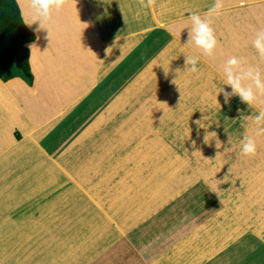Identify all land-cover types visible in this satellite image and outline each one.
<instances>
[{"label": "rangeland", "instance_id": "rangeland-1", "mask_svg": "<svg viewBox=\"0 0 264 264\" xmlns=\"http://www.w3.org/2000/svg\"><path fill=\"white\" fill-rule=\"evenodd\" d=\"M214 3L156 0L143 8L138 0H99L89 11L106 39L92 88L33 131L25 148L8 137L19 144L22 135L0 110L8 117L0 122L7 140L0 146L1 249L12 236L7 217L10 232H24L0 264H146L193 227L150 264H191L222 246L203 264H264V135L256 137V155L241 153L264 97L249 107L238 96L225 104L218 93L231 91L222 76L230 57L264 69L252 45L264 28V0H224L219 16L209 13ZM193 12L212 23L213 57L187 43ZM83 43L81 52L91 44ZM193 55H200L197 73L186 64ZM27 93L13 90L17 100ZM90 218H111L91 241Z\"/></svg>", "mask_w": 264, "mask_h": 264}, {"label": "crops", "instance_id": "crops-1", "mask_svg": "<svg viewBox=\"0 0 264 264\" xmlns=\"http://www.w3.org/2000/svg\"><path fill=\"white\" fill-rule=\"evenodd\" d=\"M16 2L19 6V12L21 13L25 26L34 34L33 40L27 43L30 48V63L34 61L31 60V57L34 55L43 69V77L37 89L32 94L28 92L27 95L23 94L18 98L22 107V115L19 124L14 125V129L20 131L22 136L19 140L20 143L17 144L15 142V144L16 146L18 145L25 148L31 144V134H33V131L46 129L50 120L61 114L66 106L73 105L75 101L80 100L84 94L92 88L95 83L94 72L97 56L99 54L100 58L102 57L106 38H102L97 34L95 21L92 19L89 11L97 10V8L99 9L97 6L99 0H68L67 5L62 10H54L52 13V20L50 22H45V27L49 28L50 35L47 28L39 27V21L31 25L27 24L31 23L33 18L29 0H16ZM88 41L91 42L90 46H86V50L81 52L79 49L80 45H82L81 43L84 42L88 44ZM11 78H18L25 83V79L20 76H12L8 79ZM8 79L3 81H7ZM0 81L3 82L1 79ZM3 119L6 121L8 117L1 114L0 122H2ZM10 135L9 133V138L12 139L13 137ZM3 142L4 141L0 138V146H2ZM57 177H60V175L52 176L54 179H57ZM7 198L8 197L5 198V195L3 196L4 201H6ZM3 199L1 201H3ZM92 204L97 208V214L106 217V213L101 208L94 203ZM8 220L9 218L7 217L5 220L7 222L5 226H8L6 227V232L12 233L13 236L17 233L13 232L14 229L10 232V228L12 227L10 225H12L11 223H14V221L8 223ZM104 220L109 223L111 218H102V220L90 218V222L86 225L88 232L90 231L87 236L89 241H91L90 237H96V228L102 225ZM143 220L144 218L140 219L139 222H136L132 227ZM194 228L196 227L192 229ZM191 230L187 231L185 233L186 235L179 240L185 239ZM127 231L128 230H126L124 234ZM20 233L24 235V232L21 231ZM12 236L9 237L11 238ZM234 238L229 239V242L225 245L229 244ZM65 242L73 245V241L64 240V243ZM176 243L152 256L146 264H150L154 257L164 255L166 252L170 253V248ZM216 252L214 251L210 255L200 257L191 264H203ZM0 253L4 255L5 262L10 259V255L3 248L1 249V247Z\"/></svg>", "mask_w": 264, "mask_h": 264}, {"label": "clouds", "instance_id": "clouds-1", "mask_svg": "<svg viewBox=\"0 0 264 264\" xmlns=\"http://www.w3.org/2000/svg\"><path fill=\"white\" fill-rule=\"evenodd\" d=\"M67 3L68 0H29L33 18L32 22L27 24L31 25L39 21L40 28H47L45 27V22H50L52 20L53 11L62 10ZM138 3L143 8H150L156 3V0H138ZM241 3H243V0H241ZM223 8L224 0H215L209 13H214L219 16L222 14ZM190 22L187 43H193L197 49L201 50L204 56L213 57L216 54L218 41L211 21L193 12L190 15ZM47 29L49 30V28ZM252 45L256 49L259 58L264 61V28L256 30ZM199 60L200 55H193L191 57L186 56V64L191 66V72H199L197 67ZM222 76L224 79L223 84L231 89V91H228L225 88H220L218 92L223 93L225 104H229L231 98L234 96H238L240 101L247 103L249 107L262 102L261 98L264 97V69L260 68L258 65H251L245 57L234 55L224 63ZM197 123L199 124V121H197ZM254 124L257 126L254 135H246L241 141V153L244 156L256 155V137L264 135V126H262L264 125V108H261L258 115L255 116ZM207 136L208 135L204 138L205 142L208 141L206 139ZM219 142L220 141L217 139V148L221 146Z\"/></svg>", "mask_w": 264, "mask_h": 264}, {"label": "trees", "instance_id": "trees-1", "mask_svg": "<svg viewBox=\"0 0 264 264\" xmlns=\"http://www.w3.org/2000/svg\"><path fill=\"white\" fill-rule=\"evenodd\" d=\"M19 10L16 0H0V79L3 81L11 76H20L28 80L30 75L32 76L30 85H26L18 78L0 81V110L10 114L9 122L13 126L19 124L22 115L21 104L15 98L13 90L18 86H23L27 92L32 94L43 77V69L34 55L31 57L34 61L30 63V48L27 43L33 40L34 34L25 26ZM0 138L7 141L5 134H1ZM11 141L15 143L17 140L12 138ZM88 203V207L97 211L93 204ZM20 236L22 234L17 232L10 241H5L3 249L9 255L15 249L16 238ZM8 242L10 247H8Z\"/></svg>", "mask_w": 264, "mask_h": 264}]
</instances>
